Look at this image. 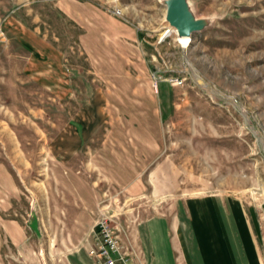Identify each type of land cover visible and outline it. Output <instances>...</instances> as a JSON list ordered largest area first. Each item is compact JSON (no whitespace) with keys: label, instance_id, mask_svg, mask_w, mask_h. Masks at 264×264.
I'll use <instances>...</instances> for the list:
<instances>
[{"label":"rangeland","instance_id":"obj_1","mask_svg":"<svg viewBox=\"0 0 264 264\" xmlns=\"http://www.w3.org/2000/svg\"><path fill=\"white\" fill-rule=\"evenodd\" d=\"M186 1L183 46L167 0H0V264H98L102 216L147 264L192 194L263 212L264 0Z\"/></svg>","mask_w":264,"mask_h":264},{"label":"crops","instance_id":"obj_2","mask_svg":"<svg viewBox=\"0 0 264 264\" xmlns=\"http://www.w3.org/2000/svg\"><path fill=\"white\" fill-rule=\"evenodd\" d=\"M136 232L147 264H264V210L232 195H189L173 218L148 216Z\"/></svg>","mask_w":264,"mask_h":264},{"label":"built area","instance_id":"obj_3","mask_svg":"<svg viewBox=\"0 0 264 264\" xmlns=\"http://www.w3.org/2000/svg\"><path fill=\"white\" fill-rule=\"evenodd\" d=\"M94 230L96 249L91 250L98 264H136L132 257L121 249L118 234L107 216H102L95 222Z\"/></svg>","mask_w":264,"mask_h":264},{"label":"water","instance_id":"obj_4","mask_svg":"<svg viewBox=\"0 0 264 264\" xmlns=\"http://www.w3.org/2000/svg\"><path fill=\"white\" fill-rule=\"evenodd\" d=\"M165 17L169 26L174 28L179 36H191L199 31L204 22L195 19L187 5L186 0H167Z\"/></svg>","mask_w":264,"mask_h":264},{"label":"bare ground","instance_id":"obj_5","mask_svg":"<svg viewBox=\"0 0 264 264\" xmlns=\"http://www.w3.org/2000/svg\"><path fill=\"white\" fill-rule=\"evenodd\" d=\"M165 30H166V31L162 33V36L165 35V34L171 33V32L176 33V31L174 30V28H169V27H168V28H166ZM168 30H169V31H168ZM167 31H168V32H167ZM176 34H177V33H176ZM177 41H178L180 44H182L183 46H187L188 43H189V41H190V39H189L188 36H179V35H178V37H177Z\"/></svg>","mask_w":264,"mask_h":264}]
</instances>
